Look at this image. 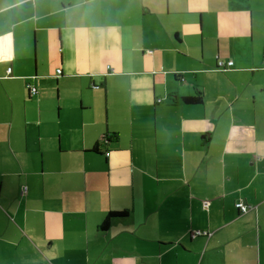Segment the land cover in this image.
<instances>
[{
	"label": "crops",
	"instance_id": "crops-1",
	"mask_svg": "<svg viewBox=\"0 0 264 264\" xmlns=\"http://www.w3.org/2000/svg\"><path fill=\"white\" fill-rule=\"evenodd\" d=\"M0 264H264V0H0Z\"/></svg>",
	"mask_w": 264,
	"mask_h": 264
},
{
	"label": "trees",
	"instance_id": "trees-1",
	"mask_svg": "<svg viewBox=\"0 0 264 264\" xmlns=\"http://www.w3.org/2000/svg\"><path fill=\"white\" fill-rule=\"evenodd\" d=\"M217 70L218 71H222V70H219L218 68H217ZM227 71L228 70L222 71V72H227ZM182 102L184 104H186V105H189V106L202 105L204 103L203 92L202 91H197L194 96H189V97L182 98ZM127 215H128V213L125 212V211L124 212H109L107 217L103 220L102 224L99 226L100 231H103V232L107 231L111 227V225H112L114 220L126 218Z\"/></svg>",
	"mask_w": 264,
	"mask_h": 264
},
{
	"label": "built area",
	"instance_id": "built-area-1",
	"mask_svg": "<svg viewBox=\"0 0 264 264\" xmlns=\"http://www.w3.org/2000/svg\"><path fill=\"white\" fill-rule=\"evenodd\" d=\"M233 64H234L233 62L225 63V62L219 61L217 68L219 70L226 71V70H229L231 67H233ZM36 93H37L36 89H32V94H36ZM106 156L108 157L109 153H107ZM23 193L27 194V188H24ZM238 207L244 209L243 205H238Z\"/></svg>",
	"mask_w": 264,
	"mask_h": 264
},
{
	"label": "rangeland",
	"instance_id": "rangeland-1",
	"mask_svg": "<svg viewBox=\"0 0 264 264\" xmlns=\"http://www.w3.org/2000/svg\"><path fill=\"white\" fill-rule=\"evenodd\" d=\"M223 118H224V120H226V119H227L225 116H224ZM183 180H185V179H183Z\"/></svg>",
	"mask_w": 264,
	"mask_h": 264
}]
</instances>
